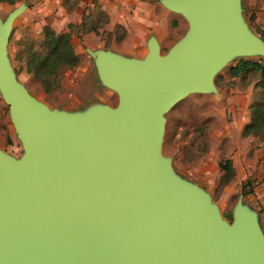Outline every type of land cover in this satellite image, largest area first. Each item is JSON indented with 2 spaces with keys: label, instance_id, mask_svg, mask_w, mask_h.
Returning <instances> with one entry per match:
<instances>
[{
  "label": "water",
  "instance_id": "95a60500",
  "mask_svg": "<svg viewBox=\"0 0 264 264\" xmlns=\"http://www.w3.org/2000/svg\"><path fill=\"white\" fill-rule=\"evenodd\" d=\"M11 10L0 30V91L22 140L0 151V264H264V236L238 204L223 221L208 199L172 177L159 156L163 114L210 87L226 58L258 52L237 0H174L189 27L165 54L143 59L89 50L118 94L112 108L65 120L31 101L10 73Z\"/></svg>",
  "mask_w": 264,
  "mask_h": 264
},
{
  "label": "rangeland",
  "instance_id": "374dc122",
  "mask_svg": "<svg viewBox=\"0 0 264 264\" xmlns=\"http://www.w3.org/2000/svg\"><path fill=\"white\" fill-rule=\"evenodd\" d=\"M24 1L0 2V30L7 14ZM237 4L247 31L264 43V0H237ZM33 6L13 20L6 45L10 73L28 98L65 120L83 119L116 106L118 94L103 80L100 65L89 53L82 35L71 37L78 64L52 75L50 91L45 92L27 71L30 54L45 53L44 25ZM99 17L94 9L84 31L100 25ZM188 27L185 22L181 33ZM89 37V42L96 38ZM100 38L104 40L108 35L102 33ZM243 59L264 64V55L258 52L224 59L209 75L210 87L187 90L164 112L158 149L168 173L208 199L223 221L232 222L241 203L247 213L254 215L264 236V215L260 212L264 207V131L243 135L253 103H261L264 119V77L254 67L231 77L228 67ZM23 150L9 104L0 91V151L17 160ZM223 161H229L232 167L227 183L220 181L223 171L219 163Z\"/></svg>",
  "mask_w": 264,
  "mask_h": 264
},
{
  "label": "crops",
  "instance_id": "0c3cea01",
  "mask_svg": "<svg viewBox=\"0 0 264 264\" xmlns=\"http://www.w3.org/2000/svg\"><path fill=\"white\" fill-rule=\"evenodd\" d=\"M171 1L174 0H39L33 8L40 23L56 33L68 32L69 24L76 25L71 28V37L82 35L88 49L139 60L145 57L151 42L165 52L184 34L181 28L187 21L167 6ZM94 9L100 14V25L86 32V21ZM102 33L108 38L102 40ZM90 35L96 37L92 42Z\"/></svg>",
  "mask_w": 264,
  "mask_h": 264
},
{
  "label": "trees",
  "instance_id": "16d2710c",
  "mask_svg": "<svg viewBox=\"0 0 264 264\" xmlns=\"http://www.w3.org/2000/svg\"><path fill=\"white\" fill-rule=\"evenodd\" d=\"M16 1L18 0H0V2L8 4H14ZM33 1L35 4L39 0ZM74 26L76 25L69 24L70 30L68 32L56 33L48 25H44L43 43L45 45V53L40 55L33 51L28 58L27 71L32 73L33 78L40 82L45 92L50 91L52 88L50 82L52 75H56L57 72L65 69H71L78 64L79 57L71 44V28ZM250 67L259 70L264 77V64L260 66L258 63L247 59L230 65L227 70L231 77H237ZM250 108L251 119L245 124L243 135H258L264 131L263 107L258 102L253 103ZM219 169L223 171L220 181L227 183L232 176V167L229 161L220 162ZM260 212L264 215V207L260 209Z\"/></svg>",
  "mask_w": 264,
  "mask_h": 264
}]
</instances>
